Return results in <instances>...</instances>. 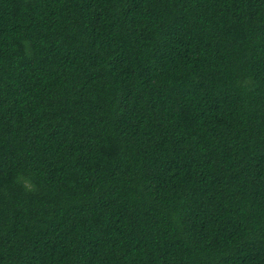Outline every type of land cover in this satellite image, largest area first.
Masks as SVG:
<instances>
[{
	"label": "trees",
	"instance_id": "16d2710c",
	"mask_svg": "<svg viewBox=\"0 0 264 264\" xmlns=\"http://www.w3.org/2000/svg\"><path fill=\"white\" fill-rule=\"evenodd\" d=\"M0 264H264V0H0Z\"/></svg>",
	"mask_w": 264,
	"mask_h": 264
}]
</instances>
